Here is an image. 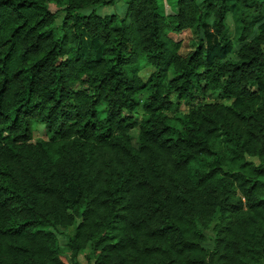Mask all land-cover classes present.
Instances as JSON below:
<instances>
[{
    "label": "trees",
    "instance_id": "16d2710c",
    "mask_svg": "<svg viewBox=\"0 0 264 264\" xmlns=\"http://www.w3.org/2000/svg\"><path fill=\"white\" fill-rule=\"evenodd\" d=\"M114 1L0 0V264H264V0Z\"/></svg>",
    "mask_w": 264,
    "mask_h": 264
},
{
    "label": "rangeland",
    "instance_id": "374dc122",
    "mask_svg": "<svg viewBox=\"0 0 264 264\" xmlns=\"http://www.w3.org/2000/svg\"><path fill=\"white\" fill-rule=\"evenodd\" d=\"M126 1L127 0H115L112 5L96 7V8H87L85 10L80 11L81 14H89V13H96L100 16L105 15H112L115 14L117 16V23L124 18L126 12ZM159 4V11L162 15H170L175 12V4L176 0H157ZM52 12L56 11L54 5L50 6ZM63 14L61 13L60 18L62 19ZM226 25L228 26L229 36L232 38L235 35V24L233 20V16L229 14L226 18ZM174 40H181L183 42V49L181 52L184 54L188 52L189 49L193 46V41L191 39V32H184L178 36L172 35ZM151 68H144L140 76L143 78L144 81H147L148 77L152 73ZM181 112L186 111V107L180 108ZM48 139V133L42 125H36L33 131V142L45 141ZM134 144V141H133ZM256 165L259 164V160L252 158L251 159ZM74 228L69 229H59L56 231V236L58 238L59 249L64 261H70V251L67 247L68 237L72 235ZM206 241L205 247L211 248L213 245L214 234L211 229L204 231ZM79 264H93L92 260L88 261L85 254L78 256L77 258Z\"/></svg>",
    "mask_w": 264,
    "mask_h": 264
}]
</instances>
